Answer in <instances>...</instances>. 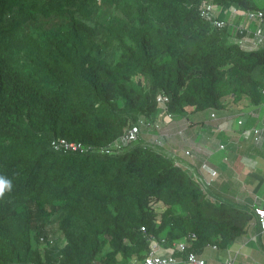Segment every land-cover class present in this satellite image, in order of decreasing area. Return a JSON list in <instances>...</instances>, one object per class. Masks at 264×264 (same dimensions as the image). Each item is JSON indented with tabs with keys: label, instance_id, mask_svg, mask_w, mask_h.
<instances>
[{
	"label": "trees",
	"instance_id": "obj_1",
	"mask_svg": "<svg viewBox=\"0 0 264 264\" xmlns=\"http://www.w3.org/2000/svg\"><path fill=\"white\" fill-rule=\"evenodd\" d=\"M202 1L0 0V176L13 184L0 198V264H129L148 253L149 234L195 233L191 248L204 256L248 233L254 208L213 189L227 193V183L204 190L144 132L112 151L132 123L158 116L161 92L187 127L211 132L237 116L228 96L264 105V46L234 42L228 26L201 15ZM205 1L222 19L264 9L260 0ZM247 127L213 135L226 143L228 173L263 154V143L241 139ZM58 138L83 150L56 149Z\"/></svg>",
	"mask_w": 264,
	"mask_h": 264
},
{
	"label": "built area",
	"instance_id": "obj_2",
	"mask_svg": "<svg viewBox=\"0 0 264 264\" xmlns=\"http://www.w3.org/2000/svg\"><path fill=\"white\" fill-rule=\"evenodd\" d=\"M218 5L202 1L199 4V10L201 15L212 22L217 28H225L228 25L232 26L235 34L238 32L243 33L244 30L252 32V35L244 34L243 36L237 35L235 41H237L245 49L260 48L264 45V9L253 10H239L230 9L229 12L232 16L247 21V23H239L237 26L235 23L229 22L227 19H221L217 17ZM256 22L254 29L249 28L250 22ZM264 93V89H263ZM158 107L160 112L155 119L151 118H140L137 122L132 123L119 137L115 143L112 151H119L125 145L139 140V136L143 133H153L157 135L154 142L146 141L151 145H162L165 137L164 128L167 124V119L174 117V113L171 112L169 103L170 97L161 92L157 96ZM216 117V114H212ZM238 123L243 125L245 123L243 117L238 118ZM222 127L220 126L219 129ZM249 137L254 138L256 143H263L264 141V123L262 125L247 127L241 134V139H248ZM55 148H66L78 150L82 149L81 143L68 142L64 138H59L53 141ZM102 151L112 152L111 149L102 147ZM220 150H226V143L221 142L219 144ZM83 150V149H82ZM175 157V163L179 166H186L192 171V176L201 185L204 190L212 188V184L219 176L218 169L213 167L209 160H204L200 166L197 167L195 162H190L187 158L194 156V153L189 149H183V153L178 148L172 151ZM255 212L257 221L260 223L261 232L264 233V203L262 205L255 206ZM143 231L147 233L145 227ZM148 239L150 241V249L143 258H134L129 264H207V260L199 255L195 250L191 248V243L197 239L195 233H189L183 239H177L169 241L165 237H157L154 234H149ZM44 240V238H42ZM49 240V238H48ZM50 241V240H49ZM52 243V239L50 241ZM214 249H217V245H209ZM228 249V248H227ZM181 253V256L177 254ZM98 264V263H97ZM220 264H235V256L233 252L228 249L227 254L222 259Z\"/></svg>",
	"mask_w": 264,
	"mask_h": 264
},
{
	"label": "crops",
	"instance_id": "obj_3",
	"mask_svg": "<svg viewBox=\"0 0 264 264\" xmlns=\"http://www.w3.org/2000/svg\"><path fill=\"white\" fill-rule=\"evenodd\" d=\"M228 19L230 22L235 23L236 26L239 23H247V21H242L232 15ZM253 22L249 24L251 30L256 27V22H254V26ZM231 109L236 110L237 115L243 117L246 124L250 123L249 127L264 123V105L250 106L245 100H242L237 104L234 103ZM234 120H224L221 123L222 128L217 131L211 132L210 129L206 131L204 129L201 130L199 127H194L193 130L195 132H193L192 129L187 127V123L185 125L180 118L167 119L168 123L165 127L166 137L162 147L167 153L172 152L175 148H179L181 153H183V149L192 150L198 155L197 160L199 161L196 162L200 164L204 160H209L213 167L219 169L222 161L226 159L225 152L227 149L220 150L219 144L224 141H217V138L213 135L218 133L219 130H225L227 133L230 130L231 133L227 134V137L237 135L238 131L234 130ZM211 136L216 139H213L214 142L209 140V138H212ZM240 161L241 165H239ZM238 165L239 168H237ZM229 175L234 179L224 181L228 186L231 187L232 183L236 185V181L239 180L241 185L246 190L248 189V194H243L242 192L237 194L236 189L231 188L232 196L237 195L239 203L237 205L253 209L255 206L264 203V151L263 154L258 155L256 158H240L237 160L233 169L229 171ZM217 191L219 192L218 189ZM257 222V220L253 221L248 233L228 248L235 256V264H264V233H258L253 230L258 224ZM228 249L220 250L208 247L203 257L207 260V264H220Z\"/></svg>",
	"mask_w": 264,
	"mask_h": 264
},
{
	"label": "rangeland",
	"instance_id": "obj_4",
	"mask_svg": "<svg viewBox=\"0 0 264 264\" xmlns=\"http://www.w3.org/2000/svg\"><path fill=\"white\" fill-rule=\"evenodd\" d=\"M260 1H264V0H260ZM252 23V22H251ZM255 25V23L253 22V26ZM264 46V45H263ZM262 46V47H263ZM245 100V102L247 103V104H249L250 106L251 105H253L252 103H250V101H249V99L248 98H246V99H244ZM225 102H227V105L229 106H233V96H228L227 98H226V100H225ZM244 103V102H243ZM228 121V120H227ZM249 125H250V123H248ZM234 130H236V129H238L239 128V124H238V120L235 118V120H234ZM189 129H192L193 130V128H189ZM193 132H195V130H193ZM231 133V131L230 130H228V133L227 132H225V133H222V135L224 136V135H226V134H230ZM144 135H145V137L147 138L148 137V139L147 140H150V141H152V142H154V140H155V137H157V135H154L153 133H146V132H144L143 133ZM212 137V136H211ZM213 139L214 140H216L215 138H209V140L211 141H213ZM214 142V141H213ZM246 158V157H245ZM239 165H241V161H240V163H239ZM239 165L237 166V168H239ZM262 168V167H261ZM218 169V168H217ZM218 172H219V176H218V178L216 179V182H218L219 184H224V181L225 180H229V179H234L233 177L231 178V176L229 175V173H228V171H227V168H220L219 167V169L217 170ZM234 186V187H233ZM231 188H235L236 189V191H237V194H241L240 192H242L243 194H248V189L246 190L244 187H243V185H241V183L239 182V180H237L236 181V185H234L233 183L231 184V187H230V189ZM213 189H215L216 191H217V188L216 187H214ZM230 189L228 190V192L227 193H223V192H218L219 194H221L223 197H227V198H230V201H232V202H234V203H237L238 204V198H237V195H235V196H232V194H230ZM231 202V203H232ZM156 208L158 209V210H162L163 208H162V206L160 205V204H156ZM48 228L49 229H51V230H55V236H56V238L58 239V241L60 242V243H63L64 242V238L62 237V236H60L56 231V225H55V222H50L49 224H48Z\"/></svg>",
	"mask_w": 264,
	"mask_h": 264
},
{
	"label": "clouds",
	"instance_id": "obj_5",
	"mask_svg": "<svg viewBox=\"0 0 264 264\" xmlns=\"http://www.w3.org/2000/svg\"><path fill=\"white\" fill-rule=\"evenodd\" d=\"M100 1V0H99ZM231 14H230V12H229V16H230ZM228 16V17H229ZM222 19V18H221ZM227 20L229 21V19L227 18ZM230 22V21H229ZM251 23V22H250ZM249 23V24H250ZM228 27H229V30L230 31H232L231 33V37H232V39H233V41L234 42H237V41H235V38H236V36L238 35V33L237 34H235V32L233 31V28H232V26H230V25H228ZM226 28V27H225ZM249 33H252V32H249ZM249 33H248V35H249ZM252 35V34H251ZM262 47V46H261ZM174 117H176L175 115H174ZM173 117V118H174ZM234 118H239V116L237 115L236 117H233V119ZM225 120H232L231 118H227V119H225ZM168 123V122H167ZM167 125V124H166ZM166 125H165V127H166ZM164 133H165V128H164ZM165 137H166V135H165ZM165 137H164V139H165ZM59 139V138H58ZM65 139V138H64ZM55 140H57V139H55ZM138 141V140H137ZM68 142H70V141H68ZM133 142H135V141H133ZM133 142H131V143H133ZM53 144V143H52ZM128 145V144H127ZM54 146V145H53ZM126 146V145H125ZM153 146H157V147H159V146H162V145H153ZM55 147V146H54ZM57 149V148H56ZM66 149V148H65ZM66 150H73V149H66ZM225 158H226V155H225ZM202 163V162H201ZM200 163V164H201ZM195 164L197 165V167L198 166H200V164L198 163H196L195 162ZM12 188H13V184H12V181L10 180V179H8V178H6V177H4V176H0V198H3L4 197V195H5V193L6 192H11V190H12ZM254 210H255V208H254ZM257 220V219H256ZM49 235H52V234H49ZM42 238H44V240H42ZM40 243L42 244V245H44V244H47V243H49V244H51V242L48 240V235H42L41 237H40ZM53 244V243H52Z\"/></svg>",
	"mask_w": 264,
	"mask_h": 264
}]
</instances>
